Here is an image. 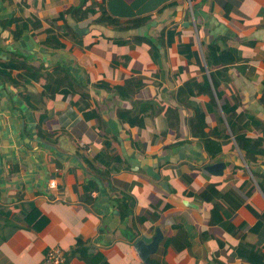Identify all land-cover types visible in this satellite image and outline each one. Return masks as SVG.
Listing matches in <instances>:
<instances>
[{
	"label": "crops",
	"instance_id": "0c3cea01",
	"mask_svg": "<svg viewBox=\"0 0 264 264\" xmlns=\"http://www.w3.org/2000/svg\"><path fill=\"white\" fill-rule=\"evenodd\" d=\"M189 1L0 0V264H264V0Z\"/></svg>",
	"mask_w": 264,
	"mask_h": 264
},
{
	"label": "trees",
	"instance_id": "16d2710c",
	"mask_svg": "<svg viewBox=\"0 0 264 264\" xmlns=\"http://www.w3.org/2000/svg\"><path fill=\"white\" fill-rule=\"evenodd\" d=\"M80 9H81V6L79 4V5L74 6V7H68L65 12L67 14H70L74 18L79 19L83 16V14H82L83 12L80 11ZM27 19H29V20H27ZM25 20L28 21L27 25H29V27H31L33 30H35L36 28L39 27L38 21L31 14H26ZM102 21L108 22L107 25L109 24L111 26H112V24H115V25L117 24L116 21L110 20L108 18H106ZM24 24H25V22H24ZM5 26H6V24H3V27H5ZM20 71L21 72L13 79L10 77L8 72H5L2 69H0V79L3 83L9 82L16 89H18L19 82H21L22 84H25V83L29 82L30 79H34L36 76V74L34 72L29 73L28 72L29 70L26 66H23L22 69H20ZM189 85H191V88L193 89V91H195V92L198 91V93H199L200 91L204 90V88L207 86V83L200 82V84H197V82L190 81ZM21 92H23V90L19 91L20 96H22V94H23ZM208 96H209V101L212 102L213 96L211 94H208ZM262 97H264V93L262 94ZM218 105L220 107L222 114L224 115V118L226 119V124H227V127H228L230 133L233 136L235 146L240 151L243 159L247 162L250 161V155L251 154H254V153H257L258 151L259 152L261 151V149L263 147L262 141L257 137H255V138L254 137H248L242 131L234 132L235 128H237V130L238 129L241 130V129H243V127H245L242 125L243 123L241 122L243 119L241 114L235 112L236 105H235L234 101L232 103L226 104L224 102H221V100L218 99ZM29 107L31 109L34 108L32 106H29ZM167 110H169V109H167ZM200 115L201 114L199 112L195 111L193 113V117L190 118L188 121L189 130H190L191 134H193L195 136L197 134L196 130L199 128V126L203 127V122H201V124H200V120H201V116H202V115L201 116ZM40 122L41 121L39 118V124H40ZM251 123H254V122H251ZM255 123H258V122L256 121ZM201 140L203 141V143L206 142V139L204 137L201 138ZM263 178L264 177H260V180L257 183H258V186H259L262 194L264 195V179ZM207 198L211 199L212 195L208 196ZM220 199L224 200L227 204V210H225V212L230 213V212L234 211L240 205V202L236 198H234V196L230 192L223 193ZM213 206H215V210L218 207L217 205H213ZM220 210L223 211V208L220 207L219 211ZM253 213L255 214V216H259L257 214V212H253ZM91 261L93 264H107L105 259L98 253L92 256ZM149 264H155V263L150 262Z\"/></svg>",
	"mask_w": 264,
	"mask_h": 264
},
{
	"label": "water",
	"instance_id": "95a60500",
	"mask_svg": "<svg viewBox=\"0 0 264 264\" xmlns=\"http://www.w3.org/2000/svg\"><path fill=\"white\" fill-rule=\"evenodd\" d=\"M161 235L158 230L155 231V234L151 237L150 241L144 242L141 238H138L134 241L133 248L137 252L139 259L147 264V259L149 254H152L156 250L158 241L160 240Z\"/></svg>",
	"mask_w": 264,
	"mask_h": 264
},
{
	"label": "built area",
	"instance_id": "2783aa9c",
	"mask_svg": "<svg viewBox=\"0 0 264 264\" xmlns=\"http://www.w3.org/2000/svg\"><path fill=\"white\" fill-rule=\"evenodd\" d=\"M186 2V7L189 8V4L190 1L189 0H185ZM63 259L62 254L60 253V251L57 248H51L49 249V251H47L46 256H45V264H51L54 262H59Z\"/></svg>",
	"mask_w": 264,
	"mask_h": 264
}]
</instances>
